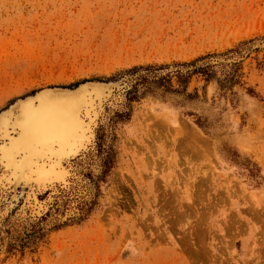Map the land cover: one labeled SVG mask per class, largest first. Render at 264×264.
Returning a JSON list of instances; mask_svg holds the SVG:
<instances>
[{"label":"rangeland","instance_id":"1","mask_svg":"<svg viewBox=\"0 0 264 264\" xmlns=\"http://www.w3.org/2000/svg\"><path fill=\"white\" fill-rule=\"evenodd\" d=\"M83 79L122 82L65 183H0V264H264V0H0V110Z\"/></svg>","mask_w":264,"mask_h":264},{"label":"bare ground","instance_id":"2","mask_svg":"<svg viewBox=\"0 0 264 264\" xmlns=\"http://www.w3.org/2000/svg\"><path fill=\"white\" fill-rule=\"evenodd\" d=\"M91 92L101 96L94 84L89 91L84 83L73 89H42L0 112V161L7 170L0 183L12 177L11 198L18 180L37 186L65 183L67 167L62 161L85 147L91 136L89 125L100 98L95 104ZM31 199L33 206L40 205L35 196Z\"/></svg>","mask_w":264,"mask_h":264},{"label":"trees","instance_id":"3","mask_svg":"<svg viewBox=\"0 0 264 264\" xmlns=\"http://www.w3.org/2000/svg\"><path fill=\"white\" fill-rule=\"evenodd\" d=\"M208 64H204L202 66L193 67L190 69H186L184 72L179 69H174L176 74V82L177 87H171L169 82L168 73L158 75L155 71V67L146 66L141 69L145 70L143 72H136L135 81L131 84V86L126 90L128 96L133 97L137 93L138 87L143 86L148 88L150 83H155V85L160 86L162 91H172L184 93L189 96V93L185 91L186 81L188 77V71H191L196 68H206ZM204 69H199L206 75V71ZM136 70V69H135ZM206 79V78H205Z\"/></svg>","mask_w":264,"mask_h":264},{"label":"water","instance_id":"4","mask_svg":"<svg viewBox=\"0 0 264 264\" xmlns=\"http://www.w3.org/2000/svg\"><path fill=\"white\" fill-rule=\"evenodd\" d=\"M121 82L122 81H120V82H112V81H109V80H87V79H83V80H81V81H78V82H76L74 85H72V86H70V87H57V86H52V87H45V88H58V89H73V88H75L76 86H78L80 83H84L85 84V89H86V91H89V90H91V88H93V84L94 85H98V88H99V93L98 94H100L101 96H99L100 98H99V102L103 99V98H105L106 96H110L112 93H113V91L114 90H117L118 88H120L121 86H120V84H121ZM119 86V87H118ZM41 89H44V88H40V89H38V90H35V91H33L32 93H30V94H27V95H24V96H22V97H18V98H16L15 100H13V102L12 103H10L9 105H7L5 108H3V109H1L0 110V112L2 111V110H4V109H6V108H8L9 106H11V105H14L15 104V102L17 101V100H19V99H23V98H25L26 96H29V95H33L35 92H37V91H39V90H41ZM95 93L96 92H91L90 93V96L91 97H93L94 98V101H96L97 99H98V96L97 95H95ZM15 106V105H14ZM13 112L15 111V107L13 108L12 107V109H11ZM90 126V125H89ZM9 128V127H8ZM79 150V149H78ZM77 150V151H78ZM76 151V152H77ZM69 156H71V155H69ZM67 158H69V157H67Z\"/></svg>","mask_w":264,"mask_h":264}]
</instances>
